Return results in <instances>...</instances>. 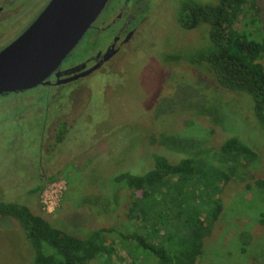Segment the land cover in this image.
<instances>
[{
    "label": "rangeland",
    "instance_id": "374dc122",
    "mask_svg": "<svg viewBox=\"0 0 264 264\" xmlns=\"http://www.w3.org/2000/svg\"><path fill=\"white\" fill-rule=\"evenodd\" d=\"M28 1H22L27 5L17 20L0 29V51L51 0ZM141 1L146 13L139 39L129 45L128 55L111 62L110 70L59 93L38 87L0 96V202L26 206L52 227L79 238L115 229L109 238L116 264H164L147 248L120 238L134 233L161 248L169 264H183L187 232L180 222H171L170 207L184 200L205 210L219 199L220 215L204 239L197 264H264V188L257 185L264 180V132L253 114V101L221 88L205 67L187 61L210 44L207 27L186 31L179 26L177 13L186 0ZM254 1L259 8L256 22L252 24L253 12L247 11L237 28L247 39L262 42L264 0ZM92 38L95 42L97 37L91 32L84 36L70 57L74 62L93 50ZM170 56L184 58L176 62ZM260 62L264 65V56ZM232 137L258 155L247 168L234 169L217 160V151ZM155 155L173 164L189 157L202 160L206 171L215 166L225 175L220 189L212 184L206 188L192 177L169 197L154 199L163 216L148 225L135 213L137 195L115 180L121 174H146ZM54 184L61 185V193L56 211L49 214L43 195ZM39 186L42 191L37 192ZM138 207L147 208V199ZM33 258L19 224L0 218V264H33Z\"/></svg>",
    "mask_w": 264,
    "mask_h": 264
},
{
    "label": "trees",
    "instance_id": "16d2710c",
    "mask_svg": "<svg viewBox=\"0 0 264 264\" xmlns=\"http://www.w3.org/2000/svg\"><path fill=\"white\" fill-rule=\"evenodd\" d=\"M247 11L253 12L251 22L254 24L259 13L254 0H217L208 5L186 0L179 7L177 22L186 31L208 28L207 46H210L188 56L187 61L191 65L205 67L214 75L221 88L248 95L253 101V114L264 132V65L260 62L264 56V40H249L244 31L237 28L240 17ZM182 58L170 56L168 60L177 62ZM65 132L66 127L61 129L57 137L59 141L63 140ZM217 157L222 165L231 164V168L239 169L247 168L258 155L251 147L232 137L221 145ZM153 161V169L146 174H121L115 180L137 195L135 213L138 212L141 220L143 218L148 225L155 216H163L162 212L158 213L154 200L160 195L169 197L171 190L179 189V184L188 182L192 177H198L206 188L212 184L215 189H220V181L225 176L215 166L206 171L202 165L204 161L195 158H185L173 164L166 157L155 155ZM257 185L264 188V180L258 181ZM40 191L42 188L37 189V192ZM165 197L157 200V204H162ZM144 199H147V208H139L138 203ZM177 202L178 205L173 204L177 210L173 206L169 210L173 217L171 222H180L187 232L182 240L185 244L183 264H197L203 255L204 239L218 220L221 205L219 199H215L216 207L211 208L210 205V208L205 209V215V210L200 207L192 206L184 200ZM0 218H11L19 224L34 254L33 264H116L113 260L115 244L109 238L115 233L113 228H102L93 231L88 237L79 238L52 227L43 217L33 214L28 207L18 203L0 202ZM159 224L163 226V223L156 224L162 230L164 227L160 228ZM120 236L147 248L162 263L169 264L165 260V252L146 242L143 237L135 233ZM161 239L164 240V237Z\"/></svg>",
    "mask_w": 264,
    "mask_h": 264
},
{
    "label": "water",
    "instance_id": "95a60500",
    "mask_svg": "<svg viewBox=\"0 0 264 264\" xmlns=\"http://www.w3.org/2000/svg\"><path fill=\"white\" fill-rule=\"evenodd\" d=\"M108 2L51 0L30 27L0 52V96L50 84L47 80L75 50Z\"/></svg>",
    "mask_w": 264,
    "mask_h": 264
},
{
    "label": "flooded vegetation",
    "instance_id": "af4514ba",
    "mask_svg": "<svg viewBox=\"0 0 264 264\" xmlns=\"http://www.w3.org/2000/svg\"><path fill=\"white\" fill-rule=\"evenodd\" d=\"M22 1L0 0V29H3L5 25L11 26L21 15V7H26L29 2L28 0L27 3ZM118 1L112 6V0H109L102 13L87 31L86 34L91 32L97 37L95 42L92 38L93 50L84 53L83 59L77 62L70 58L73 51L47 80L50 84L40 87L55 89L59 93L60 88L83 83L97 73H104L102 70L107 67L110 70L114 59H122L128 55L129 45L139 39L137 35L145 21L146 10L143 9L144 5L141 0ZM1 35L3 32L0 33Z\"/></svg>",
    "mask_w": 264,
    "mask_h": 264
},
{
    "label": "built area",
    "instance_id": "2783aa9c",
    "mask_svg": "<svg viewBox=\"0 0 264 264\" xmlns=\"http://www.w3.org/2000/svg\"><path fill=\"white\" fill-rule=\"evenodd\" d=\"M61 185L54 184L52 188L48 189L43 195V205L49 214L56 211L60 199Z\"/></svg>",
    "mask_w": 264,
    "mask_h": 264
},
{
    "label": "crops",
    "instance_id": "0c3cea01",
    "mask_svg": "<svg viewBox=\"0 0 264 264\" xmlns=\"http://www.w3.org/2000/svg\"><path fill=\"white\" fill-rule=\"evenodd\" d=\"M39 188H40V186H39Z\"/></svg>",
    "mask_w": 264,
    "mask_h": 264
}]
</instances>
